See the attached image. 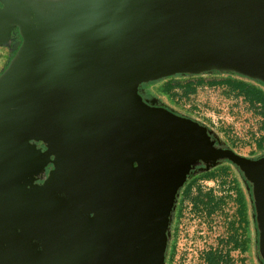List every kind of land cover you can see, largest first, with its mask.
I'll list each match as a JSON object with an SVG mask.
<instances>
[{
  "label": "water",
  "instance_id": "95a60500",
  "mask_svg": "<svg viewBox=\"0 0 264 264\" xmlns=\"http://www.w3.org/2000/svg\"><path fill=\"white\" fill-rule=\"evenodd\" d=\"M0 3V45L14 27L24 38L0 75V170L11 172L0 191V264H64L71 252L81 264H164L191 169L223 158L253 185L264 259V156L218 149L202 125L138 93L142 83L177 73L217 70L264 82V0ZM35 136L52 141L67 206L17 189L26 179L14 164L29 148L39 158L29 144ZM31 218L42 220L36 228L51 257L22 253L15 263L18 231L46 244L19 225Z\"/></svg>",
  "mask_w": 264,
  "mask_h": 264
},
{
  "label": "rangeland",
  "instance_id": "374dc122",
  "mask_svg": "<svg viewBox=\"0 0 264 264\" xmlns=\"http://www.w3.org/2000/svg\"><path fill=\"white\" fill-rule=\"evenodd\" d=\"M213 75H203V78L209 79ZM174 77L171 76V78ZM153 83L154 86L150 85ZM153 83H146L144 87L155 97L161 98L179 111L187 112L205 121L220 136L230 141H237V144L233 142L231 146L239 155L245 156L260 152L255 150L254 136L258 137L261 134V118L245 99L238 97L232 90L225 86L204 85L197 87L195 93L187 95L186 99L181 95L178 100L173 97L172 93H169L161 80ZM259 147L264 148V141ZM216 167L214 171L217 173L213 177L196 182L189 197L184 198L181 194L182 188L180 189L174 210L177 216L173 215L169 225L170 236L167 239V255L164 264H205L202 257L203 252L216 247L223 250L231 249L232 260L229 264H257L247 252L237 248L233 249L230 247V242H225L232 234L231 224L239 222L238 203L235 199L237 189L241 190L244 207H247L248 203L244 197L243 184L234 166L225 162L222 167L224 170L220 165ZM199 187L202 193L213 192L216 197L224 198V201L211 214H207L201 206L195 207L192 203L191 198L196 195ZM250 227L251 224L247 225L246 229L242 228V225L238 228L243 229L242 232L238 231V235L241 239L247 237L248 247L249 239L251 241Z\"/></svg>",
  "mask_w": 264,
  "mask_h": 264
},
{
  "label": "flooded vegetation",
  "instance_id": "af4514ba",
  "mask_svg": "<svg viewBox=\"0 0 264 264\" xmlns=\"http://www.w3.org/2000/svg\"><path fill=\"white\" fill-rule=\"evenodd\" d=\"M0 6H2L1 3ZM6 37H7L6 34L2 35V39L4 41ZM23 42H24V38L23 35L20 33L19 28L14 27L10 31V35L7 41L4 44L0 45V75L7 69L11 61L16 57ZM138 93L147 105L166 108L177 115L188 117L193 121H196L197 123L202 125L209 133V137L213 141V145L216 148L223 150L229 149L235 152L236 154H238V152L235 151L234 148H232L231 141L220 136L219 133L214 128L210 127L205 121H201L187 112L179 111L177 108L172 107L171 105L164 102L161 98L155 97L152 93H150L148 89L144 87V84H141L139 86ZM51 142L52 141H50L49 138L47 137L44 138H39V136L31 137L29 139V144L32 145L35 148V150L40 151L39 158L37 153H35L30 148L28 150L29 151L28 157H25V153L23 156H21V159L25 158L26 161L24 162L17 161L20 158L19 154L13 155V157H16L17 159L16 160L17 162L14 164V173H19L21 176H24L25 174L26 181L20 182V185L17 186V189L19 190V193L21 195L27 197V195L32 193H33L32 195H34L35 193H37L38 190H41L40 197H43L44 200L46 201L52 202L54 205L63 207L69 204L70 196L67 191L61 188L60 184L56 180V177H54V173L56 172V167H57V157L52 151V147L50 145ZM10 147L13 148V152L11 151V155H12L15 152V145H12ZM263 156H264V151H260L257 154L245 155L244 157L257 160ZM225 162L227 164H232L234 166L239 176V179L243 184V190L245 192L244 197L246 199V202L248 203V206L246 205L247 207H245V214L247 217V221H249L248 225L251 224L250 227L251 241L249 239V247L246 250V252L255 262H257L258 264H264V259L260 254V249H259L258 225L256 221L257 211H256V202L253 194V185L249 181V179L245 177L241 169L230 159L228 158L220 159L217 165L223 167L225 165ZM217 165L213 166L212 168H215ZM26 166L30 168H27L26 170ZM204 167L205 164L203 162L196 164L191 169L190 178H196V182L202 181L204 178L203 177L201 179L197 178L198 175L208 172L210 169H212L210 168L208 170H201ZM10 177H11V172H9L8 170H4V171L0 170V191H4ZM2 201H3L2 195L0 194V205L3 203ZM173 215L174 212L172 213V218ZM44 217H46V219L48 218L47 215H45ZM41 221L42 220L39 218H34V219L31 218L27 220V222L26 221L19 222V225L22 224L21 226L29 233H32L34 236L35 235L41 236L40 238L41 240H44L43 243L45 242L46 246L43 245L38 238H31L28 235L22 234L20 233V231H18L19 235L16 236L17 237L16 240L17 242L19 241L20 243H22L23 246L21 245L22 247H20L19 246L20 244L16 245L17 243L16 241H14V245H16L15 247L17 250L15 254V263H18L20 261L23 254H26L25 258L28 260H31L33 258L38 260L44 258L45 260L51 257V255L49 256L48 253L50 249L53 248V246L51 244L49 245V241L43 235L42 232L43 230L41 228L40 229L36 228L39 225V222L41 223ZM7 227L8 226H5L6 229ZM167 246L168 245H166V247ZM22 248L24 249V251ZM256 252H258V255L256 254ZM164 254L166 257L167 255L166 250ZM73 257L74 254L73 252H71L68 256L67 261H63L64 264H81V262L76 260L78 258L76 257V255L74 259Z\"/></svg>",
  "mask_w": 264,
  "mask_h": 264
},
{
  "label": "trees",
  "instance_id": "16d2710c",
  "mask_svg": "<svg viewBox=\"0 0 264 264\" xmlns=\"http://www.w3.org/2000/svg\"><path fill=\"white\" fill-rule=\"evenodd\" d=\"M214 74V75H213ZM216 74V75H215ZM203 75H213L212 78H203ZM178 78H171V76L163 77L157 80L144 82L153 83L155 81L161 80L164 86L167 88L169 93H172L174 98H179L181 95L187 98V95L194 94L197 87L209 85V86H225L228 89L232 90L238 97L245 99L249 106H251L256 114L261 118L260 122V131L261 134L258 137L254 136V146L255 150L264 151V148L259 147L260 144L264 141V82L252 79L246 76H243L234 72H218L217 70H212L208 72H204L201 74H180L177 73L173 75ZM185 77H188V79ZM182 78V79H181ZM154 86L155 84H150ZM181 93V94H180ZM234 140L231 141L233 144ZM237 144L238 142H234ZM212 168L208 172L202 173L198 175L197 178H207L213 177L215 173ZM224 170V168L221 167ZM191 175L188 176L187 181L184 183L182 187L181 194L184 198L190 196L192 188L196 184V178H190ZM196 195L192 197V203L195 207H202L203 210L206 211L207 214H211L220 204L224 201V198L216 197L213 192H205L202 193L201 188H198ZM236 202L237 206V216L239 222H233L231 224L232 234L229 236V240H225L226 243L230 242L233 249H240L246 252L247 245V237L245 236L243 239L238 235V231L242 232L243 229H238L240 225L242 228L246 229L248 225L247 217L245 214V207L242 202L243 197L241 195V190L237 189L236 194ZM174 214H176L174 212ZM177 216V214H176ZM236 223V226H235ZM231 249L223 250L220 247L209 248L205 250L202 254L203 260L205 264H229L232 260L230 256ZM258 255V252H256ZM258 264V263H257Z\"/></svg>",
  "mask_w": 264,
  "mask_h": 264
}]
</instances>
